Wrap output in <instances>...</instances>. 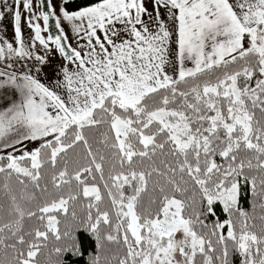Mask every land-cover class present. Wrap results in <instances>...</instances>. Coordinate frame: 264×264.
Returning <instances> with one entry per match:
<instances>
[{
	"label": "snow or ice",
	"instance_id": "snow-or-ice-1",
	"mask_svg": "<svg viewBox=\"0 0 264 264\" xmlns=\"http://www.w3.org/2000/svg\"><path fill=\"white\" fill-rule=\"evenodd\" d=\"M0 264H264V0H0Z\"/></svg>",
	"mask_w": 264,
	"mask_h": 264
},
{
	"label": "rangeland",
	"instance_id": "rangeland-1",
	"mask_svg": "<svg viewBox=\"0 0 264 264\" xmlns=\"http://www.w3.org/2000/svg\"><path fill=\"white\" fill-rule=\"evenodd\" d=\"M11 29V27H9ZM26 26L24 27V33L26 32ZM10 29H9V32H10ZM9 35H11V32L9 33ZM28 35V34H27Z\"/></svg>",
	"mask_w": 264,
	"mask_h": 264
},
{
	"label": "crops",
	"instance_id": "crops-1",
	"mask_svg": "<svg viewBox=\"0 0 264 264\" xmlns=\"http://www.w3.org/2000/svg\"><path fill=\"white\" fill-rule=\"evenodd\" d=\"M10 29V28H9ZM10 32H11V29H10ZM9 32V33H10ZM27 34H28V29L26 28V32H25V35L27 36Z\"/></svg>",
	"mask_w": 264,
	"mask_h": 264
}]
</instances>
